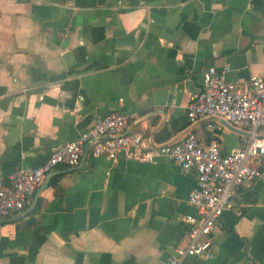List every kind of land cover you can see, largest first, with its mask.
I'll return each instance as SVG.
<instances>
[{"label":"crops","instance_id":"crops-1","mask_svg":"<svg viewBox=\"0 0 264 264\" xmlns=\"http://www.w3.org/2000/svg\"><path fill=\"white\" fill-rule=\"evenodd\" d=\"M207 65L236 83L264 73V0H0V176L111 110L146 145L192 132L228 152L244 128L185 114ZM195 179L165 156L58 164L28 211L0 216V264H164ZM211 238L209 257L180 264H264V177L238 186Z\"/></svg>","mask_w":264,"mask_h":264},{"label":"built area","instance_id":"built-area-1","mask_svg":"<svg viewBox=\"0 0 264 264\" xmlns=\"http://www.w3.org/2000/svg\"><path fill=\"white\" fill-rule=\"evenodd\" d=\"M228 68L207 65L200 69L201 85L189 94L185 114L189 122L201 116H223L229 124L246 130L240 145L222 152L216 141L202 143L192 132L146 145L140 132L127 129L128 116L111 110L53 148L41 163L0 176V216L23 210L46 172L58 164L73 166L86 152L110 160L120 156L144 162L165 156L180 171L193 170L196 179L186 198L194 211L181 216L187 239L171 249L164 264H180L184 256L209 257L212 229L235 190L244 181L264 177V171L250 163L264 156V73L250 74L236 83L225 79Z\"/></svg>","mask_w":264,"mask_h":264},{"label":"water","instance_id":"water-1","mask_svg":"<svg viewBox=\"0 0 264 264\" xmlns=\"http://www.w3.org/2000/svg\"><path fill=\"white\" fill-rule=\"evenodd\" d=\"M246 135H247V132H246ZM173 140H174V139H173ZM173 140H172V141H173ZM36 195H37V193L34 194L32 200H31V202H30V205L28 206V208H27L26 211H28V210L33 206ZM6 219H11V218H0V221H1V220H6Z\"/></svg>","mask_w":264,"mask_h":264}]
</instances>
